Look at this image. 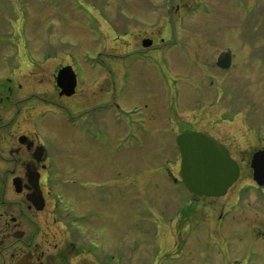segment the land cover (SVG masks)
Instances as JSON below:
<instances>
[{
  "label": "rangeland",
  "instance_id": "374dc122",
  "mask_svg": "<svg viewBox=\"0 0 264 264\" xmlns=\"http://www.w3.org/2000/svg\"><path fill=\"white\" fill-rule=\"evenodd\" d=\"M188 2L177 11V0H0L1 67L14 68L18 60L25 67L14 55L16 34L22 47L61 51L51 56L78 68L87 105L94 107L97 93L98 103L106 99L123 109H103L105 119L99 120L98 129L93 107L81 116L77 103L65 100L76 115L68 119L69 137L76 139V130L89 129L83 138L91 151L98 144L96 159L119 165L129 161L138 175L132 177L127 206L122 201L109 209L102 200L92 207L88 197L94 186L84 189L86 201H78L84 215L93 210L97 215L84 221L87 234L98 239L91 249L101 258L115 254L112 264H216L233 255H240L242 264H264V188L243 166L227 194L200 197L194 210L186 208L191 192L178 176L181 153L176 142L189 125L205 128L226 140L243 165L264 147V0ZM145 31L165 34V58L162 53L135 54ZM176 31L180 39L173 46L166 34L173 40ZM227 48L232 49L233 65L224 69L217 58ZM43 57L29 56L44 68ZM104 83L106 89L97 90ZM49 86L44 81L41 89ZM95 132L97 142L91 139ZM118 170L124 173L125 168ZM184 217L191 223L182 230L187 243L178 259L163 260L159 236L167 224L187 221ZM220 229L230 230L231 242ZM84 240L87 244V236ZM168 249L174 254V246ZM127 251L142 253L145 262L128 257L122 263L119 256L125 258Z\"/></svg>",
  "mask_w": 264,
  "mask_h": 264
},
{
  "label": "flooded vegetation",
  "instance_id": "af4514ba",
  "mask_svg": "<svg viewBox=\"0 0 264 264\" xmlns=\"http://www.w3.org/2000/svg\"><path fill=\"white\" fill-rule=\"evenodd\" d=\"M187 4H189L188 0H177V11ZM146 32L148 31L140 34L138 42L141 46H138L135 54L149 56L162 53L165 58L163 52L166 43L165 34L161 31ZM176 33L179 31L172 33L173 40L168 38L169 33L166 34L167 39L170 40L168 44L173 41V46L177 45L180 38ZM14 36L19 41L20 38L16 34ZM146 40H152V44L144 46ZM18 41L14 55L16 60L18 57L24 60L25 67L21 68L19 60L14 68L0 66V264H112L111 261L117 257L115 254L109 252L105 258H101L91 249L93 246L97 247L95 244L98 239L93 233L92 236L87 234L84 221L95 218V210L84 215L78 201L85 200L83 194L87 186H94L95 193L88 197L92 207L102 200L108 204L109 209H115L122 201L124 206H127L130 204V197L127 194L132 177L138 175L131 172L129 161H125V165H119L116 162L102 163L96 159L94 150L98 144L92 145L91 151L83 138L85 134L90 133L89 129L76 130L78 131L76 139L69 137L68 119L76 115L65 100L69 99L77 103L76 108L80 109L81 116L88 107H93L85 103L86 91L81 86L78 68H75L69 60L58 61L57 56H51L61 53L58 49L52 52L53 48L46 51L41 48L22 47ZM32 53L36 56H44L43 59L46 61L44 68L42 64L29 58ZM66 66L76 69L77 86L72 95L62 93L58 83L60 70ZM4 71L7 73L5 74ZM44 81L50 84L45 90L41 89ZM97 87V90H105L106 83ZM96 94L92 98L94 119L96 118L93 124L95 128L101 129L102 124L99 120L105 119L102 116L103 109L117 107L122 112L123 109L117 102L106 99L105 103H98L101 100ZM88 103L92 104L91 101ZM188 127L207 130L194 125ZM125 133H130L127 126ZM216 136L231 150L226 140ZM96 137L97 133L95 132V135L92 133L91 139L97 142ZM239 163V179L242 176L243 166H246L250 172L249 178L258 185L251 167V158L247 159V164L243 165L241 161ZM122 166L125 168L124 173L118 170ZM259 187L264 188V186ZM71 198L76 200V203ZM198 198L200 197H194L191 193L190 203L186 208L194 210ZM184 220L187 221L170 225L172 228L169 230L170 226L167 224L159 236L163 260L165 257H173L172 260L180 257L177 253L187 243L186 239L181 238L184 236L182 230L185 231L191 226L188 217H184ZM210 230L214 231L211 227ZM220 230L224 235L227 233V242H231L230 230ZM85 236H87V244H85ZM165 236L172 241V245L168 244L169 241L167 242ZM135 246L139 245L135 244ZM169 246L175 247L174 254H171ZM233 248L241 249L237 246ZM238 252L242 253L240 250ZM124 256L126 257L119 256L124 260L122 263H127V260L133 257L137 262H145L142 253L127 251ZM239 256L233 255L229 261L216 260L215 263L242 264Z\"/></svg>",
  "mask_w": 264,
  "mask_h": 264
},
{
  "label": "water",
  "instance_id": "95a60500",
  "mask_svg": "<svg viewBox=\"0 0 264 264\" xmlns=\"http://www.w3.org/2000/svg\"><path fill=\"white\" fill-rule=\"evenodd\" d=\"M152 40L144 41L150 46ZM233 63L232 49L224 50L218 57L217 64L230 68ZM62 93L72 95L76 91L77 77L72 66L63 67L58 76ZM181 151L179 175L194 197H218L228 189L240 176L239 162L232 156L229 148L220 139L208 131L185 128L177 135ZM251 166L254 178L264 185V148L252 153Z\"/></svg>",
  "mask_w": 264,
  "mask_h": 264
}]
</instances>
